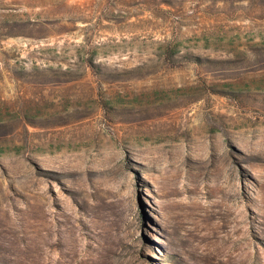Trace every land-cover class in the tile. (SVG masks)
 <instances>
[{
    "label": "rangeland",
    "instance_id": "374dc122",
    "mask_svg": "<svg viewBox=\"0 0 264 264\" xmlns=\"http://www.w3.org/2000/svg\"><path fill=\"white\" fill-rule=\"evenodd\" d=\"M0 264H264V0H0Z\"/></svg>",
    "mask_w": 264,
    "mask_h": 264
}]
</instances>
